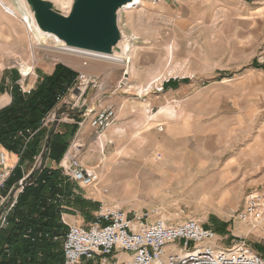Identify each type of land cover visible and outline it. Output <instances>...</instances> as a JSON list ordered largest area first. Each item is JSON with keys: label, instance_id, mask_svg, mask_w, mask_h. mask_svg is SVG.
<instances>
[{"label": "rangeland", "instance_id": "374dc122", "mask_svg": "<svg viewBox=\"0 0 264 264\" xmlns=\"http://www.w3.org/2000/svg\"><path fill=\"white\" fill-rule=\"evenodd\" d=\"M144 1L149 5L145 11L138 7L133 13L121 14L122 29L130 45L127 53L132 58L131 88L114 91L122 65L109 59L46 49L51 43H38L26 32L20 20L26 14L20 0H5L19 17L12 18L15 25L0 20V89H8L15 79L20 90H31L34 75L40 80L56 63L70 67L78 75L98 77L103 84L100 89L88 85L76 106L70 108L78 99L72 92L78 83L76 78L51 111L60 117L59 127L75 116L83 119L86 109L97 111L107 104H113L116 110L115 121L107 129L123 118L133 120L122 127L126 137L122 131L111 137L103 132L100 139L93 132L82 137L78 158L84 161L88 155L87 168L95 172L102 170L106 158L125 153L122 150L136 136L143 137L136 147L149 145L153 140L145 136L146 132L152 131L160 140L165 136L166 123L186 117L193 132L181 137L180 146L202 153L207 164L214 165L211 170L231 162L225 167L224 181L218 182L212 175L203 181L199 176L187 181L170 175L140 181L122 176L107 182L97 174L93 185L82 187L71 182L72 189L83 194L84 199L89 197L88 201L99 198L98 205H117L125 211L145 213L149 221L159 218L175 224L194 219L213 229L217 245L225 248L241 238L264 255L263 225L254 227L237 218L246 194L264 190V68L252 64H264V0ZM0 11L5 14L1 5ZM14 27L25 38L22 46L16 41ZM22 47L24 53L20 51ZM30 47L35 48L30 51ZM168 80H175L177 85L166 86ZM150 83L151 88L146 87ZM161 107L167 111H160ZM131 153L146 155L149 150ZM98 158L102 162H96ZM124 182L130 187L123 188ZM123 192L133 197L127 198ZM96 209L71 211L75 213L71 218L84 219L80 225L88 227ZM85 263L95 264L93 260ZM111 263L112 260L107 264Z\"/></svg>", "mask_w": 264, "mask_h": 264}, {"label": "built area", "instance_id": "2783aa9c", "mask_svg": "<svg viewBox=\"0 0 264 264\" xmlns=\"http://www.w3.org/2000/svg\"><path fill=\"white\" fill-rule=\"evenodd\" d=\"M121 62L124 65L121 66L114 91H127L131 88L127 58L125 57ZM21 76L27 75L21 73ZM77 81L72 92L78 95V99L88 85L97 89L103 85L98 77H86L81 73ZM21 88L23 93L30 91ZM61 99L62 96L57 98V104ZM77 100L71 104L70 108L76 106ZM86 110L88 113L84 112L83 119L76 123L79 128L88 123L97 139H100V135L115 121V107L113 104H107L97 111ZM59 120L57 113L49 112L42 120L41 126L49 122L57 123ZM38 129L25 131L21 153ZM79 150L80 146L71 148L70 143L58 168L62 177L82 187H88L97 180V173L95 169L87 168L81 162L78 158ZM47 151L48 147L45 145L43 155ZM41 160L42 158L36 170L42 167ZM3 161L1 155L0 162L3 163ZM26 184H28L27 180H21L13 190L8 192L10 194L8 202L4 205L1 203L0 231L8 225V215L16 203L18 194ZM48 201L59 204L62 210L67 208L63 204L61 193L50 196ZM237 218L249 222L254 227L261 223L264 229V190L246 194L244 206L238 212ZM48 236L49 233L41 230L34 231L30 228L23 234L24 238L30 240ZM214 237L213 229L191 218L175 224H168L159 218L149 221L145 213L129 212L120 207H110L99 203L88 227L67 224V231L62 241L63 259L59 264H86V260H93L95 264H107L110 260L113 264H264V255L254 251L245 240L237 239L224 248L214 243ZM122 255L124 258H120Z\"/></svg>", "mask_w": 264, "mask_h": 264}, {"label": "trees", "instance_id": "16d2710c", "mask_svg": "<svg viewBox=\"0 0 264 264\" xmlns=\"http://www.w3.org/2000/svg\"><path fill=\"white\" fill-rule=\"evenodd\" d=\"M252 64L264 68V64L259 65L256 61ZM77 76L78 73L70 67L56 63L52 73L42 76L28 93H22L14 79L9 92L11 101L0 108V142L21 153L25 131L39 128L31 148L28 149L27 142L20 154L21 159L36 155L37 143L43 134L42 120L57 105V98L65 95L74 85ZM165 85L175 87L177 82L168 80ZM77 129V123L64 124V130L59 132L50 129L45 157L58 163ZM27 182L8 215V225L0 231V264H59L63 259L62 240L67 231V225L61 221L60 213L68 211L62 210L59 204L49 202L48 198L55 193H61L66 207L81 212L83 209L88 211L89 208H96L98 203L89 202L76 194L71 182L61 176L59 169L41 167L35 170L31 178H27ZM71 211L68 213H72ZM28 228L44 231L49 236L34 240L24 238V231Z\"/></svg>", "mask_w": 264, "mask_h": 264}, {"label": "crops", "instance_id": "0c3cea01", "mask_svg": "<svg viewBox=\"0 0 264 264\" xmlns=\"http://www.w3.org/2000/svg\"><path fill=\"white\" fill-rule=\"evenodd\" d=\"M2 15L4 17H2ZM12 16L5 12L1 13L0 11V20L4 23H15L12 21ZM12 25V26H13ZM13 32L16 31V27L13 28ZM17 36L16 41L21 46L24 43L25 38L22 37L18 32L15 34ZM22 53H24V48L22 47L20 49ZM54 69V66L50 68L48 73H52ZM29 74V73H28ZM31 78V77H30ZM37 75H34L32 84L29 86V88H33L35 85V82L38 80ZM41 78V77H40ZM10 87L6 89L5 91H1L0 89V108L8 105L11 101V95H10ZM5 99V100H4ZM80 99L77 100L76 103H78ZM128 102V101H127ZM65 103V101L63 102ZM160 111H167V108L161 107ZM170 115V118H172L173 114L172 112L168 113ZM81 119L77 116H75L72 119H69V122L65 123H76L77 120ZM133 120L127 121L125 118L122 119L121 122H119L117 125H114L112 129H107L104 131L108 136H112L113 133L117 131L123 132V125H126L128 123H131ZM137 124V122H134ZM64 124H61V127L57 123L52 124H44L42 127V137L37 143V154L33 157H23L21 159V156L18 152L15 150L7 148L3 143L0 142V156L3 157V163L0 162V185L3 186L0 187V205L1 203L4 205L8 200L10 199V194L8 192L10 190H13L18 183L21 180H27L36 170L37 164L40 162V159L42 158V167H46L48 169H59V163L55 162L54 160H51L48 157L43 158L42 154L45 148V145H47V140L49 139L50 133V126L52 125V130L55 132L63 131L64 130ZM79 129V130H78ZM78 132L75 133L73 141L75 142L78 139V143L82 145L81 140L82 137L88 136L90 132H93V129L88 125V123H85V125L82 128H78ZM190 132H193V126L190 125L185 118H183L181 121L171 120L168 123H166V129H165V136L162 137V139L157 140V137L152 131L146 132V135H149V139L153 140L149 145H143V146H135L139 141L143 139V137L136 136L131 144H128L122 151L125 153L120 154L118 157L114 156L116 160L113 161L111 157L106 158L103 163V168L100 170L99 175L101 178V174L103 177L101 178L102 181H110V180H118L119 178L115 176V173L117 171H121L123 173L124 177H128V179L135 178L137 181H140L141 179H146L147 177H156L162 179L163 176H172L175 178H178L179 180H193L195 177L199 176L203 180H209V178L214 176L218 182L224 181L227 179L225 175V167L231 166V162H225L223 166L217 167L216 169H210L211 166H214L213 164H207L206 159L204 158L203 154L200 152L192 151L188 149L186 146L181 147L180 141L181 137L184 136V134H188ZM103 135V137L106 138L107 135ZM124 137V132L122 134ZM17 136L20 138L21 135L18 133ZM122 136V137H123ZM36 135H34L28 142V149L31 148V144L33 143ZM102 137V136H101ZM100 137V138H101ZM70 144V143H69ZM80 145V148L82 147ZM138 145V144H137ZM48 147V146H47ZM69 147V146H68ZM136 147V148H135ZM146 148L149 150L148 154H141L137 155L135 153H131V151L137 150L142 151V149ZM121 151V152H122ZM44 156V155H43ZM89 157L88 155H86ZM84 161H81L84 165L87 166V159ZM63 158V157H62ZM83 158V157H82ZM90 158V157H89ZM103 159H96V162ZM112 160V161H111ZM95 162V163H96ZM102 162V161H101ZM88 164H92L89 162ZM116 169V170H115ZM115 170V171H113ZM163 171L166 172V174L159 173ZM60 171V170H59ZM105 172V173H104ZM110 173V174H109ZM6 174V176H4ZM110 177V178H109ZM231 177V176H229ZM66 180H69L70 182H73L72 180L66 178ZM98 188V187H97ZM74 191V190H73ZM76 194H80L82 197H84L83 194L80 192H75ZM87 194V192H86ZM125 196H128L127 198H132L133 194H128L126 192H123ZM227 194V192H226ZM230 194V193H229ZM228 194V195H229ZM227 195V196H228ZM85 199H90L89 197H85ZM96 201H100L99 198ZM93 200H89V202H96ZM67 210H72L73 212H77L76 209H70L69 207L66 208ZM75 213H68V212H62L60 213V219L64 224H76L80 225L83 223L84 219H72L71 216H74ZM113 264V262L111 263ZM117 264V263H116Z\"/></svg>", "mask_w": 264, "mask_h": 264}, {"label": "water", "instance_id": "95a60500", "mask_svg": "<svg viewBox=\"0 0 264 264\" xmlns=\"http://www.w3.org/2000/svg\"><path fill=\"white\" fill-rule=\"evenodd\" d=\"M24 1V10L31 13L38 30L53 35L66 47L125 59L128 50L123 51L119 43L129 39L122 29L121 14L134 0Z\"/></svg>", "mask_w": 264, "mask_h": 264}, {"label": "bare ground", "instance_id": "6f19581e", "mask_svg": "<svg viewBox=\"0 0 264 264\" xmlns=\"http://www.w3.org/2000/svg\"><path fill=\"white\" fill-rule=\"evenodd\" d=\"M52 1H55V0H52ZM58 1V0H57ZM62 4L65 3V0H59ZM156 1V0H155ZM20 3L22 5V8H26V3L24 0H20ZM0 5L2 6L3 10L9 14V15H13L12 18L13 19H18L17 17H19V14L18 12L15 10V8H12L10 5H7L5 0H0ZM149 6L148 4H146V2L144 0H134V2L130 5H128L127 7H124L123 11L122 12H129V13H133L134 10H136L138 7L139 8V11L143 12L145 11L146 9L144 7ZM11 9H10V8ZM25 11V10H24ZM25 16H24V19L23 17L20 19L25 27V30L26 32L31 33V37L33 40L35 41H38V43H51V45H46L45 48L46 49H53L52 51L56 50V51H59V52H62L64 54H68V53H71V54H81V55H85V56H88V57H94V58H103V59H109L113 62H115L116 64H119V65H122V62L120 59L118 58H109V57H104V56H99V55H96V54H93V53H89V52H84V51H81V50H77V49H71V48H68L66 47L60 40H58L56 37H54L53 35H50V34H46V33H43L41 31L38 30L37 26L35 25L33 19L31 20L32 16H31V13L29 12H26L25 11ZM2 17H4L2 15ZM31 17V18H30ZM11 18V19H12ZM15 22V20L13 21ZM11 23V22H10ZM23 32V30H22ZM23 37V35H21ZM125 40V39H124ZM122 40L119 45L122 46V50L123 51H126L128 49H130V45H129V42H127L126 40L124 41ZM35 47L37 45H34ZM34 47V48H35ZM33 47H30V51H33L34 49ZM32 55H30L31 57ZM34 56H32L33 58ZM125 57L127 58V62H128V65H127V68H128V71H129V68H130V63H131V57L128 55V53H126ZM124 65V64H123ZM28 73V72H27ZM146 87H150V85H147ZM5 100V99H4ZM81 144L79 143H76V141H72L71 142V148H77V146H80ZM82 146V145H81ZM102 160H99V163L101 162ZM89 168V167H88ZM116 170V169H115ZM113 170V171H115ZM96 173L99 175L98 171H96ZM105 173V172H104ZM110 174V173H109ZM115 176L118 177L119 179H121V177L123 176V173L121 171H117L115 173ZM100 177V175H99ZM110 178V177H109ZM102 181V180H101ZM122 187L123 188H127V187H130V184L129 183H123L122 184ZM94 190L95 191H98V188L96 187V185L94 186ZM207 191L210 192V189H207ZM91 194H93V192H91ZM116 207H119L117 205H115Z\"/></svg>", "mask_w": 264, "mask_h": 264}]
</instances>
